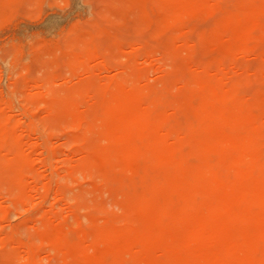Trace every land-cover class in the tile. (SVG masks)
I'll use <instances>...</instances> for the list:
<instances>
[{"label":"bare ground","instance_id":"6f19581e","mask_svg":"<svg viewBox=\"0 0 264 264\" xmlns=\"http://www.w3.org/2000/svg\"><path fill=\"white\" fill-rule=\"evenodd\" d=\"M19 1L25 2L0 0V8L12 3L15 8ZM233 1L235 8L220 10V0H119L121 15L113 16L134 17L140 24L136 27L151 38H164L163 56L177 60L171 78L160 87L163 92L141 82L135 70L138 78L129 82V60L131 70L121 66L130 71L128 79L122 74L102 85L87 79L47 102V115L60 129L77 124L82 132L69 139L81 143L83 165L91 170L87 175L102 177V185L121 196L117 205L123 223L121 215L105 225L96 221L88 236L83 230L85 240L73 241L77 237L72 228L66 230L67 237L45 222L46 227H37L41 241H49L42 246L50 251L52 245L67 264H264V90L252 91L256 98L249 101L240 94L239 83L224 80L223 70L235 55L250 50L252 40L264 39V0ZM219 11L212 28H198L200 17ZM195 31L199 38L192 37ZM87 33L80 35L81 51L74 52L71 68L100 57L104 50L94 42L99 33ZM119 42L123 44L117 40L116 49ZM148 46L146 53L152 54L155 49ZM106 50L116 51L114 45ZM11 93L0 106L16 108ZM87 95L91 109L77 123L76 107ZM29 128L37 126L31 123ZM31 175L15 124L0 115V194L7 191L18 205ZM102 206L96 205L100 210ZM107 216L105 221L111 219ZM36 238L26 242L15 237L13 242L30 256L40 242ZM11 250L4 254L8 264L16 258Z\"/></svg>","mask_w":264,"mask_h":264},{"label":"rangeland","instance_id":"374dc122","mask_svg":"<svg viewBox=\"0 0 264 264\" xmlns=\"http://www.w3.org/2000/svg\"><path fill=\"white\" fill-rule=\"evenodd\" d=\"M27 1L25 0L27 3L19 1L20 4L15 2V8L14 3L12 6L10 5L13 8L4 7L5 5L0 8V102L7 99L9 92H12L11 95H14L12 98L16 104V108L13 109L0 106V115L15 124L22 146V155L28 160L32 173L26 178L27 186L23 192V201L18 202V205L14 204V197L12 200L10 198L12 196L8 195L10 193L7 194V191L3 192V188L1 189L3 193L0 194L2 210L0 214V264L2 262L8 264L4 255L8 249L16 252V258L12 264H28L29 260H36L39 264H67V260L62 254L59 257V252L55 254L51 244V247L49 245L50 251L47 249L49 241H41L36 234L37 227H46V224L49 228L58 227L62 232L67 233V237L69 232L66 230H73L72 232L77 237L75 240L72 238L73 241L85 240L86 234L88 236V232L91 231L96 221L105 225L119 215H121L119 217L121 220L122 211L120 207L118 208V200L121 199V196L118 195L119 198L113 196L108 188L102 185V177V179L95 178V176L93 178L91 175H87L88 173L85 171L91 172V170L83 165V152L79 147L81 143L75 140V142H70L69 139L80 137L82 132L77 128V124L72 127L61 126L60 129L59 124L47 115V102L52 96H57V93H65L63 94L65 96L68 94L67 91H74L87 79H92L102 85L113 79L122 78V74L126 77L130 71L126 72L125 70H131V67L133 73L129 74L130 78L126 77L129 78V82L131 79L134 82V78H138L137 73H139L141 82L152 86L159 92L162 83L171 78V72L177 60L167 59L163 56L161 48L165 43L164 38L155 40L148 33L136 27L139 22L134 17H127L128 19L125 21L123 17L119 16L121 15L119 0H41L37 2L38 4L33 0ZM112 2L115 4L118 2V5H113ZM235 3L233 0H220V10H230L233 5L235 8L237 2ZM112 9H116L115 12L111 11ZM7 12L10 14L9 16ZM112 13L119 14L117 17H121L122 20L114 17ZM220 14H222L221 11L206 18L198 17L200 19L196 22L198 28H212L213 26L209 25L215 24ZM191 26L194 25L191 24ZM194 29V27L191 28L190 32ZM90 31L91 33H89ZM200 31L198 30V32ZM81 32L85 34L88 32L89 36L92 32L99 33L98 36L94 35V37L97 36L94 38V42L96 41V46L105 50H100L102 51L100 57L103 56L106 60L93 57L81 67L71 68L69 66L74 52L81 51ZM198 32L195 33L197 36L193 34L192 37L199 38ZM74 35L76 39H73ZM194 38L193 42L198 43V40L196 41L198 38ZM190 39L192 41L191 37ZM115 40L123 41L122 46L119 45V42L116 49ZM75 41H78V47ZM70 43L75 48H71ZM142 44H145L143 45L145 48L142 47ZM199 44L201 43L197 45ZM107 45L111 47L114 45L118 52L110 53L111 48H109L110 52L106 50ZM148 45H152L155 49L152 54L146 53ZM61 48L63 49L61 50ZM65 49L69 50L68 54H64V52L66 53ZM74 49L76 50L73 51ZM105 53L107 57L112 54L111 57H108L110 60L107 61ZM116 59V63L120 64L121 62V65L111 61ZM129 60L131 61L130 69L126 66ZM122 65L125 70L122 69ZM223 70L225 71V81L229 80V83L233 81L235 85L239 83L240 85L237 87L241 91L240 94H244L242 95L244 97L247 95L249 101L254 99L252 91L264 90V39L252 40L250 50L242 55H235V59L227 63ZM132 74L134 76L137 74V76L134 77ZM60 94L58 96H61ZM89 103L91 102L88 95L85 96L82 104L78 103L74 115L77 123L80 117L91 109ZM31 123H34L37 128L30 129ZM87 133L89 134V132ZM42 188L43 193L41 192ZM44 188H47V194L44 193ZM43 194L45 198L43 197L42 200ZM97 203L103 205L102 211L96 207ZM254 208L253 210H255ZM110 214L111 219L105 221L106 216ZM114 215L116 216L114 217ZM43 222L46 224L43 225ZM121 222L123 223L122 220ZM121 222H119L120 225ZM97 225L101 226V224ZM83 230L86 232L85 235ZM73 233L69 237H74ZM34 236L37 237L36 240L39 238L41 243L37 240L39 244L35 245L36 249L32 246L33 250L30 256L23 247L17 246L13 242L15 237L28 240L26 242H33ZM42 243L47 246H42ZM89 253L92 252L89 251Z\"/></svg>","mask_w":264,"mask_h":264}]
</instances>
